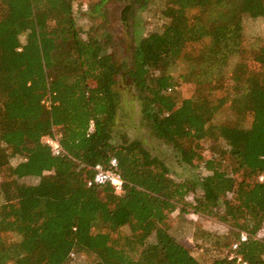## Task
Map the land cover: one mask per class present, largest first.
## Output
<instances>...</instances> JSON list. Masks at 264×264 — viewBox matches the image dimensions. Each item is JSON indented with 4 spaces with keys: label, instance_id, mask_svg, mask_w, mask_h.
Here are the masks:
<instances>
[{
    "label": "trees",
    "instance_id": "trees-1",
    "mask_svg": "<svg viewBox=\"0 0 264 264\" xmlns=\"http://www.w3.org/2000/svg\"><path fill=\"white\" fill-rule=\"evenodd\" d=\"M74 2L0 0V264H204L169 233L176 210L231 227L232 242L244 232L235 252L264 264V41L250 49L255 64L243 74L223 72L244 50L241 16L264 19V0H169L161 30L141 35L138 17L124 68L107 62L110 35L78 25ZM212 7L227 12L208 24ZM194 42L202 45L176 75ZM117 72L133 87L140 123L172 145L190 176L175 178L118 129ZM181 84L190 96H180ZM216 88L223 95L214 104ZM224 104L241 119L250 112V122L213 124ZM52 128L61 132L58 155L41 141ZM111 157L120 194L109 183L87 185L94 165ZM28 176L37 181H21ZM208 264L237 263L224 255Z\"/></svg>",
    "mask_w": 264,
    "mask_h": 264
},
{
    "label": "rangeland",
    "instance_id": "rangeland-1",
    "mask_svg": "<svg viewBox=\"0 0 264 264\" xmlns=\"http://www.w3.org/2000/svg\"><path fill=\"white\" fill-rule=\"evenodd\" d=\"M169 0H146L144 6L139 11V18L142 22L141 35H146L151 31L161 30L163 24L167 22V18L163 14V10ZM97 0H75L73 3L74 13L78 17L77 23L83 29L96 26L94 31L101 39H104L106 30L111 29V23H106V19L99 21V17L94 14V6ZM105 6H109L106 2ZM227 10L225 7H212L204 16L205 22L211 24L215 19L225 18ZM191 11H188L190 14ZM242 32H243V48L239 53H235L229 56L227 64L224 67V75L236 73L243 74L245 68L248 65H253L255 62L250 55V49L262 41H264V19L261 17L252 18L248 15L241 16ZM20 39L23 41L24 36L21 35ZM127 40L125 37L117 35L111 36V39L107 41L104 46V54L107 56L109 63L114 65H121L123 68L129 65L131 62V53L133 48V41ZM202 45V42L186 43L183 48V56L178 60L175 74L184 72L187 69V63L184 59L185 54L195 53ZM116 79L115 87L121 92V108L118 112L117 124L118 129L122 130L129 139L140 140L142 146H144L150 154H153L160 158L164 164L170 169L175 171L178 176L175 178L180 179L182 177L190 176V172L179 162L177 155L175 154L172 145L165 143L161 140H157L151 137L148 133V129L143 126L139 121V103L135 97H133V87L129 86V80L125 78L122 73L117 72L114 75ZM181 97H188L192 93V89L186 84H181L179 89ZM223 95L221 88H216L209 93V99L212 103H216L217 100ZM251 120V113H246L243 119L239 118L229 107L228 104H224L219 107L211 122L213 124L221 123H234L241 122L248 124ZM118 139V137H117ZM205 145L209 146L210 141L204 140ZM19 158L15 157L11 159L12 163H16ZM21 181L28 183H35L37 181L34 177H24ZM1 201V197H0ZM168 231L179 242H182L187 246L191 253L202 263L208 264L212 258L228 255L229 246L232 243V230L231 227L223 225L214 219H210L204 216H198L197 214L184 213L179 214L178 211H174L168 218ZM123 230L127 231V227L124 226ZM264 238V225L258 233ZM12 239H19L16 233H10L8 235ZM148 241H152L150 237ZM234 242V241H233ZM85 260H80L79 264H83ZM5 264H14L10 260Z\"/></svg>",
    "mask_w": 264,
    "mask_h": 264
},
{
    "label": "built area",
    "instance_id": "built-area-1",
    "mask_svg": "<svg viewBox=\"0 0 264 264\" xmlns=\"http://www.w3.org/2000/svg\"><path fill=\"white\" fill-rule=\"evenodd\" d=\"M41 103L46 108L50 107V96H45ZM61 132L57 128H52L51 133L45 134L41 137V141L49 146L51 152L58 155L62 151L60 145ZM93 175L87 180V185L109 183L115 193L120 194L123 192V181L118 170V164L115 157H111L107 167H103L101 164H95L93 167ZM261 179V176L259 177ZM246 239V234L240 232L238 239L231 243L229 246V253L226 256L228 259L234 260L237 264H247L245 260L241 258L235 251L237 244ZM76 255L73 252L69 253V258L73 259Z\"/></svg>",
    "mask_w": 264,
    "mask_h": 264
},
{
    "label": "flooded vegetation",
    "instance_id": "flooded-vegetation-1",
    "mask_svg": "<svg viewBox=\"0 0 264 264\" xmlns=\"http://www.w3.org/2000/svg\"><path fill=\"white\" fill-rule=\"evenodd\" d=\"M106 2L109 6H105ZM145 0H97L95 4L94 14L99 17L101 22L103 19L106 23H111V29L106 30V34L125 37L132 41L135 24L139 17V11ZM126 39L124 41H127Z\"/></svg>",
    "mask_w": 264,
    "mask_h": 264
}]
</instances>
